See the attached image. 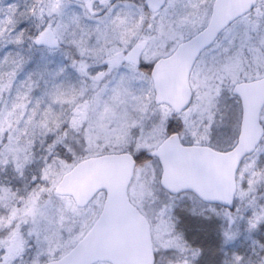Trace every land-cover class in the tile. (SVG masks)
<instances>
[{
    "label": "snow or ice",
    "instance_id": "1",
    "mask_svg": "<svg viewBox=\"0 0 264 264\" xmlns=\"http://www.w3.org/2000/svg\"><path fill=\"white\" fill-rule=\"evenodd\" d=\"M33 17L36 33L21 27ZM26 43L70 63L17 84ZM9 45L21 51L0 57V170L25 179L43 154L23 193L0 185V264H175L191 250L177 223L189 204L228 238L264 226V0H0ZM161 226L169 239H153ZM252 253L233 264H264V243Z\"/></svg>",
    "mask_w": 264,
    "mask_h": 264
},
{
    "label": "rangeland",
    "instance_id": "2",
    "mask_svg": "<svg viewBox=\"0 0 264 264\" xmlns=\"http://www.w3.org/2000/svg\"><path fill=\"white\" fill-rule=\"evenodd\" d=\"M11 2V0H9ZM21 4L25 3V0H20ZM32 0H27V3H31ZM116 2V1H111ZM136 4H140L142 0H134ZM99 3V1H97ZM103 7V5H101ZM79 11V9H77ZM100 15H103L101 12ZM37 19V18H36ZM35 17L31 20L25 21L21 27L28 28L30 33L37 32V25L41 22L39 19L36 21ZM47 19V17H45ZM30 43V42H29ZM9 51H21L20 49H14L12 45L7 48L0 50V57H3ZM23 55L30 57L28 63L25 65L23 72H21L17 79V84L27 79L29 73L43 70L47 66L50 70L57 69L59 67L68 65L70 61L66 58L63 51H51L49 49L40 50L37 46L33 47L31 51L28 50V43L23 46ZM67 76L71 78L73 82L79 80V75L72 68L67 69ZM44 85L41 82V88L36 89L33 93L34 97L39 98L42 96V89ZM59 107V106H57ZM67 107V105H65ZM69 144L75 146L77 141L75 139H69L67 141ZM62 145V144H61ZM37 160L39 156L43 153L37 145ZM255 159V157L253 158ZM251 163V160L249 161ZM259 167H264V155H261L258 161ZM243 175H250V170L248 172H243ZM24 188L22 189L23 193ZM259 203H264V188H261L258 193H256ZM245 207H247V201H245ZM218 212H222L217 209ZM234 211V210H233ZM181 215L177 223L182 221H187L189 224L193 225L190 231L186 234L189 238V248L191 250L184 253H175L167 259L175 261V264H233L235 255H246L250 257L253 261L258 258L253 255V241H260L264 243V226H261L258 230H253L249 232L246 221H241L239 223L238 235L228 238L224 235L225 225L222 219L218 218L215 213H213L209 207L204 205L196 206V216L191 214V204L180 210ZM202 213V215H200ZM246 217L251 215V210H247L243 213ZM206 217H211V219H206ZM190 225V226H191ZM181 232L184 231L183 228L180 229ZM235 231V228H234ZM153 239L167 240L169 239V233L163 229L154 233ZM195 253V254H194Z\"/></svg>",
    "mask_w": 264,
    "mask_h": 264
},
{
    "label": "trees",
    "instance_id": "3",
    "mask_svg": "<svg viewBox=\"0 0 264 264\" xmlns=\"http://www.w3.org/2000/svg\"><path fill=\"white\" fill-rule=\"evenodd\" d=\"M99 1V0H97ZM111 1H116V0H111ZM36 19V18H35ZM37 21V19H36ZM41 23V22H38ZM58 151H62V154L67 152V149L63 147V145H58L57 147ZM39 167H40V161H36L33 163L29 169L26 170L25 173V179H21L17 176V174L12 170L9 169L8 171H2L0 170V185H10L14 190L15 189H20L22 191L23 188H25V184L31 182L32 176L33 175H38L39 172ZM34 186V185H32ZM24 191V190H23ZM191 225V224H189ZM195 224L191 225L193 227Z\"/></svg>",
    "mask_w": 264,
    "mask_h": 264
},
{
    "label": "water",
    "instance_id": "4",
    "mask_svg": "<svg viewBox=\"0 0 264 264\" xmlns=\"http://www.w3.org/2000/svg\"><path fill=\"white\" fill-rule=\"evenodd\" d=\"M255 135V129L254 128H251L250 131H249V137H253ZM252 153H244V155H251ZM236 160V163H238L239 165L241 164V157L240 156H237L236 158H234ZM232 172L234 173L235 172V168L233 167L232 168ZM231 182L232 183H236V177L233 175L232 178H231ZM84 183L86 182H83L81 183V186L83 187L84 186ZM216 189L217 190H223L225 188V184L223 182L221 183H218L216 186Z\"/></svg>",
    "mask_w": 264,
    "mask_h": 264
}]
</instances>
